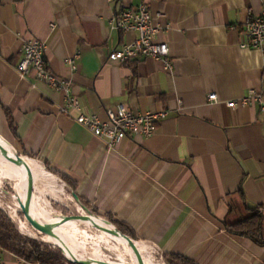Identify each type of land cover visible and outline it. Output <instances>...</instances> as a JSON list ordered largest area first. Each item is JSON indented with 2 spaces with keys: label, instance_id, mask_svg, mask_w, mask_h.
<instances>
[{
  "label": "crops",
  "instance_id": "crops-1",
  "mask_svg": "<svg viewBox=\"0 0 264 264\" xmlns=\"http://www.w3.org/2000/svg\"><path fill=\"white\" fill-rule=\"evenodd\" d=\"M144 1L170 46V72L154 59H109L138 37L112 19ZM263 11L264 0H0V137L164 264L166 256L264 264V246L226 228L254 211L264 228V115L257 105H226L250 90L264 94V53L242 47ZM23 39L46 43L48 67L71 80L83 113L106 120V110L125 105L167 118L152 137L110 149L77 123V111L62 112L63 92L20 77ZM76 54L71 73L66 59ZM0 264L36 263L0 248Z\"/></svg>",
  "mask_w": 264,
  "mask_h": 264
},
{
  "label": "built area",
  "instance_id": "built-area-1",
  "mask_svg": "<svg viewBox=\"0 0 264 264\" xmlns=\"http://www.w3.org/2000/svg\"><path fill=\"white\" fill-rule=\"evenodd\" d=\"M111 25L113 29L120 32H136L138 37L134 42L114 51L109 59L120 63L154 59L161 61L165 70L172 71L173 60L170 46L167 42L158 39V35L163 28L157 25L145 1L136 8H127L115 15ZM246 32L249 42L243 44L242 47L257 49L264 53V11L261 15L251 19ZM46 49L47 45L42 40L23 39L20 60L16 65L18 74L21 78L33 76L49 87L63 92L66 105L62 108V112L77 111L79 113L76 117L77 123L104 141L110 149L127 138L152 137L157 132L159 124L167 118L168 113L166 111L135 114L125 105L106 110V120H101L97 114L83 113L78 98L71 94V80L55 75L48 67L45 61ZM79 58L80 55L76 54L66 59V65L71 73L78 71ZM208 101L215 104L219 103L218 96L215 93L208 96ZM226 105L231 109H235L239 105H257L260 113L264 115V94L256 90H250L239 101L227 102Z\"/></svg>",
  "mask_w": 264,
  "mask_h": 264
},
{
  "label": "bare ground",
  "instance_id": "bare-ground-1",
  "mask_svg": "<svg viewBox=\"0 0 264 264\" xmlns=\"http://www.w3.org/2000/svg\"><path fill=\"white\" fill-rule=\"evenodd\" d=\"M0 150H6L13 154L16 152L12 145L2 137H0ZM24 158L34 173L37 184L33 206L34 214L42 225L57 231V234L61 237V239L41 237L42 240L51 244H57V247L60 249L62 248L65 255L71 260H75L74 255L76 253L79 259L83 261H97L101 262V264H117L112 262L115 257H113V259L108 258L107 251L115 252L120 250V255L116 257L118 261L127 264H140L133 243L107 232L115 231L114 226L108 221L96 216H91V220H87L82 217L72 219L70 217H62L58 215L51 207L49 199L59 197L58 193H62L63 190H61L55 182L51 181V176L39 162L28 157ZM0 179L7 180L11 185H14L18 192V195H11V199L14 203V208L11 207V213L14 217H18V212H20L22 208V203H25L26 201L28 188L26 170L3 157L1 151ZM2 194L3 193L0 191V200L4 204ZM77 207L82 211L81 214L87 215L78 204ZM28 225L23 220H19L20 230L25 234L34 237L35 231ZM97 227L101 229V233H98L95 236H90V232L94 231ZM114 241L119 243L117 250H115L116 247ZM137 246L144 257L145 264H160L151 256L145 255L147 253V247L144 244L137 242ZM125 255L130 256L131 259L126 260Z\"/></svg>",
  "mask_w": 264,
  "mask_h": 264
},
{
  "label": "trees",
  "instance_id": "trees-1",
  "mask_svg": "<svg viewBox=\"0 0 264 264\" xmlns=\"http://www.w3.org/2000/svg\"><path fill=\"white\" fill-rule=\"evenodd\" d=\"M76 194V193H75ZM124 235L127 234L125 227L111 220ZM229 233L249 238L255 244L264 246L263 215L254 211L249 218L234 224H226ZM0 248L8 250L17 256L35 263L41 264H65L62 252L59 249L53 250L34 239L22 237L12 219L0 209ZM165 264H196L185 257L166 256Z\"/></svg>",
  "mask_w": 264,
  "mask_h": 264
},
{
  "label": "water",
  "instance_id": "water-1",
  "mask_svg": "<svg viewBox=\"0 0 264 264\" xmlns=\"http://www.w3.org/2000/svg\"><path fill=\"white\" fill-rule=\"evenodd\" d=\"M11 145H12L13 148H15V146L13 144H11ZM15 150H16V152L14 154L10 153V152H8L6 150H0V151H1L2 155H3V157H5L7 160L17 164L20 167H23L26 170V175H27V179H28V188H27V194H26V201H25V203H22V208H21V213L23 214V217L28 222V224L31 226V228L35 231V233H37L39 236L48 237V238H55V239H61L60 235L57 234V231H54L52 229H49V228L45 227L44 225H42L37 220V218H36V216L34 214V211H33V206H34V202H35L36 188H37L36 179H35L34 173L32 172V170H31L29 164L27 163V161L25 160L24 156H22L17 151L16 148H15ZM10 186H11L12 191L14 192V194L18 195V192L15 189L14 185L10 184ZM3 193L5 195L9 194L7 191H3ZM72 195H73L74 199L76 200V202L78 204H80L81 209L84 212H86L87 215L77 214V215L70 216V218L77 219V218L82 217L84 219L91 220V216H95V215L92 214L91 212H89L87 207L80 203V199H79V196L77 194L73 193ZM114 228H115L114 232H111V231H107V232H110L111 234H113V235H115V236H117L119 238L125 239V240L130 241L131 243H133L135 245V248H136V251H137V258L139 259L140 264H145L144 257L141 254V252L139 251V248L137 246V242L134 239H132L131 237H129L128 235H124L121 231H119L117 229L116 226H114ZM54 246L57 247L58 245L54 244ZM62 251H63V249H62ZM63 253H64V251H63ZM64 255H65V253H64ZM74 256H75V260H71L67 256H66V258L72 264H101V262H97V261H92V262L83 261V260L79 259V257L76 255V253H75ZM112 262L117 263V264H127V263H124L122 261H118L117 259H114Z\"/></svg>",
  "mask_w": 264,
  "mask_h": 264
},
{
  "label": "rangeland",
  "instance_id": "rangeland-1",
  "mask_svg": "<svg viewBox=\"0 0 264 264\" xmlns=\"http://www.w3.org/2000/svg\"><path fill=\"white\" fill-rule=\"evenodd\" d=\"M50 175H51V177H50L51 181L55 182L58 185V187L61 190H63L62 193H58L59 197H54V198L49 199L50 200V205L53 208V210L58 215H60L62 217H70V216H73V215L81 214L82 211L78 209V207H77V204L78 203L74 199V197H73L72 192L70 191V189L63 183L62 179L55 177L51 173H50ZM0 183H1L0 184V191L2 193H3V191H7L9 193L8 195H5L4 193L2 194V198H3L4 204L0 200V209L3 210L12 219V221L15 224V227H16L18 233L22 237H24V238L34 239V240H36V241H38V242H40V243H42L44 245H48L53 250L59 249L58 247L54 246V244H51L49 242H46V241L42 240L41 239V236H39L35 232H34L35 233V236L33 237V236H29V235L25 234L23 231L20 230V228H19V220L20 219L23 220L24 222L27 223V225H28V222L23 217V214L21 213V210H20V212H18V217H14L12 215V213H11L12 212V209H11V207L14 208V203H13V201L11 199V195L14 194V192L12 191V188L10 186V183L7 180L0 179ZM78 205L80 206V204H78ZM42 206H43V204H42ZM28 226L31 228L30 225H28ZM97 229H99V230H97ZM98 233H101V229L97 227V228L94 229V231L90 232V236H95ZM114 244H115V247H116L115 250H117L119 243L116 242V241H114ZM59 250L62 252L65 260L67 261L65 264H70V262L68 261V259L64 255L63 251L61 249H59ZM120 253H121L120 250L119 251H115V252L107 251V256H108L109 259H113V257H115V259H117L116 257L118 255H120ZM145 255L151 256L152 258H154V260L156 262H158L160 264H164L159 259V256L157 255L156 250L153 249V248H147V253ZM125 259L126 260H130L131 257L125 255Z\"/></svg>",
  "mask_w": 264,
  "mask_h": 264
}]
</instances>
